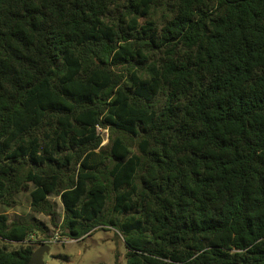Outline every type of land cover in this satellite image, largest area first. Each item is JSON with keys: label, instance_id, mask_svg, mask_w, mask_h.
Wrapping results in <instances>:
<instances>
[{"label": "trees", "instance_id": "obj_1", "mask_svg": "<svg viewBox=\"0 0 264 264\" xmlns=\"http://www.w3.org/2000/svg\"><path fill=\"white\" fill-rule=\"evenodd\" d=\"M21 193L71 239L116 228L127 264H264V0H0V204ZM39 231L0 213V264Z\"/></svg>", "mask_w": 264, "mask_h": 264}, {"label": "rangeland", "instance_id": "obj_2", "mask_svg": "<svg viewBox=\"0 0 264 264\" xmlns=\"http://www.w3.org/2000/svg\"><path fill=\"white\" fill-rule=\"evenodd\" d=\"M108 142L105 136L103 146ZM16 200L17 205L12 208L0 204V213L9 215L12 220L35 221L42 225L44 231L36 232L29 244L36 248L35 251L42 245L50 246V253L44 257L45 264H116L117 255L118 264H127L128 249L116 228L98 227L84 238L70 242L69 237L62 235V230L56 227L50 217L33 211L29 194L21 193ZM50 201L56 212L55 222L60 225L64 214L61 198L52 195ZM109 209L112 210V205ZM121 219L115 217L116 221ZM41 241L44 243L41 244Z\"/></svg>", "mask_w": 264, "mask_h": 264}, {"label": "water", "instance_id": "obj_3", "mask_svg": "<svg viewBox=\"0 0 264 264\" xmlns=\"http://www.w3.org/2000/svg\"><path fill=\"white\" fill-rule=\"evenodd\" d=\"M50 253V246L42 245L39 249H37L29 261L28 264H45L44 257Z\"/></svg>", "mask_w": 264, "mask_h": 264}, {"label": "built area", "instance_id": "obj_4", "mask_svg": "<svg viewBox=\"0 0 264 264\" xmlns=\"http://www.w3.org/2000/svg\"><path fill=\"white\" fill-rule=\"evenodd\" d=\"M99 132L101 133V135L103 136L104 138V141H105V136L107 139H109V133H108V130H102L101 128H98ZM105 134V135H104ZM109 141V140H108ZM71 241L70 242H74L75 240L74 239H71L69 238Z\"/></svg>", "mask_w": 264, "mask_h": 264}]
</instances>
